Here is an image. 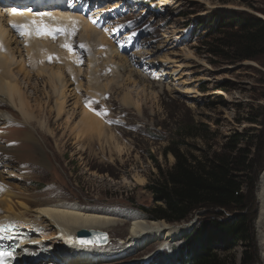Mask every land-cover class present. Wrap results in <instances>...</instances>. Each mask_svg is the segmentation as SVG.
I'll use <instances>...</instances> for the list:
<instances>
[{
	"label": "rangeland",
	"instance_id": "1",
	"mask_svg": "<svg viewBox=\"0 0 264 264\" xmlns=\"http://www.w3.org/2000/svg\"><path fill=\"white\" fill-rule=\"evenodd\" d=\"M73 8L90 23L100 25L116 50L126 54L128 60L136 61L132 69L148 75L154 87L135 92L134 98L140 101L139 109L123 102V91L119 87L107 91L113 97L103 94V101L98 100L100 106L95 111L130 149L122 156L115 153L117 157L113 162L109 159V152H103V146L97 140L86 141L85 148L79 150L80 142L70 135L73 125L69 127L65 123L66 116L55 119V112L53 115L45 112L51 126L55 125L54 135L51 130L53 134L45 133L38 121L25 123L18 111L9 106L6 110L15 117L9 116L11 123L0 122V137H5V143L0 142V168L6 167L10 178L7 189L12 190L16 212H20L21 201L31 200L30 205L36 208L42 200L49 198L55 206L78 207L76 202H79L95 207L94 213L120 219L122 225L107 230L112 239L109 252L118 251L130 235L129 223L150 219L141 209L153 205V195L146 185L158 174L156 164L162 168L174 164L172 153H165L173 140L179 141L185 152L199 156L220 151L235 136L240 139L239 147L246 153L249 150L255 159L257 181L247 211L254 239L250 245H237L229 250L218 248L217 251L221 256H227L225 264H245L244 260H251L250 264H264L262 229L258 227L262 213L259 181L264 170V55L233 62L229 54L210 55L200 45L203 34L214 28L219 19H227L238 11H247L264 19V0H76ZM114 27L119 29L118 35L110 34ZM79 45L78 51L81 52ZM167 54L174 60L187 59V67L178 71L188 76H181L178 72L176 82L159 80L173 72L175 65L170 68L160 63V76L149 63L161 61ZM83 56L86 60L85 51ZM104 57L99 60L103 68L101 74L98 69L100 82L105 81L106 75H113L114 67L103 62L107 59ZM86 63L81 76L84 79L81 94L89 102H94L92 94L85 91L87 77L83 74L84 70L87 73ZM120 72H126L125 68ZM119 81L122 82V78ZM30 92L33 94L32 90ZM109 116L115 120L110 121ZM12 125L23 128L8 136L6 127ZM31 135L36 138L41 153L32 144ZM12 138L18 142H11ZM8 150L13 154L10 160L4 155ZM10 183L17 185L15 189ZM236 213L242 212L227 213V216ZM200 214L203 211L191 219L196 222L179 239L172 243L160 239L149 241L115 264H151L158 251H170L187 240ZM191 220L185 224H192ZM16 222L24 226L22 221ZM39 233L41 237L45 234L43 230ZM50 240L54 241L52 236Z\"/></svg>",
	"mask_w": 264,
	"mask_h": 264
},
{
	"label": "bare ground",
	"instance_id": "2",
	"mask_svg": "<svg viewBox=\"0 0 264 264\" xmlns=\"http://www.w3.org/2000/svg\"><path fill=\"white\" fill-rule=\"evenodd\" d=\"M52 5L53 8L51 9L45 6L31 9L27 8L21 0H0V122H12L9 116H15L6 110L10 106L18 111L25 123L38 121L45 133L51 131L54 133L55 125L52 127L49 118H46L45 115L46 113L53 115L55 112V116H53L55 119L66 116L65 123L69 127L73 125L70 129V135L80 142L79 150L85 148L86 141L97 140L103 146L102 151L107 150L109 152V159L113 162L115 153L122 156L125 153L128 154L130 149L122 143V139L117 136L114 129L107 126L104 117L95 111L98 110L96 107L100 106L98 100L103 101V94L106 97H113L107 91H114L115 87H119L123 91V102L139 109L141 107L140 101L134 98L135 92L140 89L142 91L149 90L148 88L154 87V85L148 75L140 70L132 69V65L136 61L128 60L126 54L116 50L112 45L113 43L111 44L106 37V33L71 11L73 3L57 0ZM13 9L16 11L13 12ZM32 21L53 28H75L78 33L77 41L86 44L87 48H82L81 52L74 50L73 38L76 32L72 36L57 33L54 38L37 36L35 33L29 36L20 35L10 25V23L31 25ZM114 32L115 29H113ZM66 42L72 43V51L62 47ZM82 51L86 52L87 61L84 60ZM100 55L107 57V59L104 57L103 62L108 65L112 64L114 67L112 68L113 75L105 74L106 79L103 82H100L98 73L99 68L100 74L103 70L99 63ZM175 55L177 54H172V56ZM49 56L53 57L51 61L48 59ZM186 61L187 59L174 60L167 54L161 61L151 62L149 66L158 71L160 63L170 68H173L172 64H174L173 72L160 77L159 80H174L176 82L175 75L180 73L178 70L183 71L187 67ZM85 62H87V73L84 70L83 74L85 78L87 77L85 79V91L88 95L89 93L92 94L91 98L96 100L93 103H89L88 99H85L81 94L84 81L81 76ZM131 62L133 63L131 64ZM128 64L131 65L128 67ZM122 68H125L126 72L118 73ZM116 73L118 74L116 75ZM158 73L161 76L159 71ZM181 76L186 77L188 75L182 73ZM181 76L178 77L181 78ZM121 78L122 82L119 81ZM140 82L139 86L138 83ZM182 82L185 84V81ZM41 89L42 92H39ZM31 90L33 94L30 92ZM176 90L183 92L182 89ZM109 120L114 121L115 117L111 120L109 116ZM18 128L22 129L23 127L18 125L6 127L8 136ZM2 136L0 142L5 143V137L2 138ZM30 138L38 153H41L42 149L36 138L32 135ZM13 139L15 138L10 139L11 142H18V140ZM3 149L2 147L1 150ZM4 155L10 160L13 154L8 150L4 152ZM43 159L45 158L43 157ZM9 179L6 167L3 166L0 168V186H2L0 189V196H2L0 198V217H2L0 220V240L14 241L20 244L17 253H12L10 257H4L5 264H39L42 260L44 264H103L104 262L109 263V261L111 264H115L119 263L116 262L117 260L123 259L136 249L142 248L149 241H159L160 239L162 242L172 243L184 236L185 232L192 227V224L185 223L172 226L163 221L134 220L129 223V237L123 241L118 251L109 252V247H112L111 238L107 244L101 246L97 244L80 245L76 240L79 230L107 231L122 225L120 219L103 213H94L92 211H95V207L79 202L76 203L80 208L77 206L66 207V205L55 206L51 198L42 200L36 208L30 205L31 200L29 202L21 201L20 212H16L12 190L7 189V180ZM139 181L143 182L141 179ZM11 186L13 189L17 185L14 183ZM259 197L262 213L258 227L262 229L261 242L264 250V170L259 181ZM24 202L29 203V205ZM3 211L4 213L1 214ZM16 221H22L24 226L19 225ZM42 230L45 234L41 237L39 232ZM51 236L54 239L53 242L50 240ZM32 241L33 244L30 243ZM133 242L134 244H132Z\"/></svg>",
	"mask_w": 264,
	"mask_h": 264
},
{
	"label": "trees",
	"instance_id": "3",
	"mask_svg": "<svg viewBox=\"0 0 264 264\" xmlns=\"http://www.w3.org/2000/svg\"><path fill=\"white\" fill-rule=\"evenodd\" d=\"M200 45L210 55L229 54L233 62L255 59L264 55V19L238 11L219 19L203 34ZM239 144L240 139L233 136L220 151L199 156L182 150L179 141L173 140L165 149L175 162L169 168L156 164L158 174L146 185L153 205L141 207L150 219L145 218L182 224L203 214L183 244L158 251L151 264H225L227 256H221L218 248L251 244L254 232L247 211L257 171L254 155ZM237 211L242 213L227 216ZM244 262L250 264L251 260Z\"/></svg>",
	"mask_w": 264,
	"mask_h": 264
},
{
	"label": "snow or ice",
	"instance_id": "4",
	"mask_svg": "<svg viewBox=\"0 0 264 264\" xmlns=\"http://www.w3.org/2000/svg\"><path fill=\"white\" fill-rule=\"evenodd\" d=\"M16 10L13 9V12H15ZM43 15V14H41ZM14 29H16L20 35H32L33 33H35L37 36H51V37H55V35L57 33L60 34H64L66 36H72L75 34L76 29L75 28H67V27H50L48 25H43L40 23H37L36 21H32L31 25L28 24H15L13 23L11 25ZM81 48H87V45L84 43H81L79 45ZM62 47L67 48L69 51L73 50V45L72 43H64L62 45ZM48 59L51 61L53 59L52 56H49ZM89 103H93V102H89ZM0 189H2V186H0ZM80 244L85 245V244H89L92 243L91 241H87V240H80L79 241ZM12 256L11 252H6V251H0V264H2L4 257H10Z\"/></svg>",
	"mask_w": 264,
	"mask_h": 264
},
{
	"label": "water",
	"instance_id": "5",
	"mask_svg": "<svg viewBox=\"0 0 264 264\" xmlns=\"http://www.w3.org/2000/svg\"><path fill=\"white\" fill-rule=\"evenodd\" d=\"M195 222H196V219L191 220L192 226ZM76 239L78 242L80 240H87V241L92 242V243L85 244V245L97 244V245L101 246V245H105L109 242L110 235L107 231H103V230L81 229L77 232Z\"/></svg>",
	"mask_w": 264,
	"mask_h": 264
}]
</instances>
